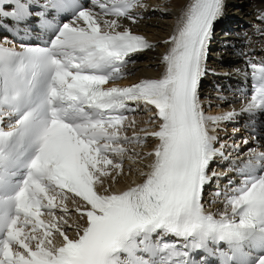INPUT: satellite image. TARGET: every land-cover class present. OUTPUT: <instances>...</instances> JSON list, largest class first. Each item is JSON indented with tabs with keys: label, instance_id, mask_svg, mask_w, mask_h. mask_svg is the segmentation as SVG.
<instances>
[{
	"label": "snow or ice",
	"instance_id": "snow-or-ice-1",
	"mask_svg": "<svg viewBox=\"0 0 264 264\" xmlns=\"http://www.w3.org/2000/svg\"><path fill=\"white\" fill-rule=\"evenodd\" d=\"M224 7L187 0L163 41L160 78L120 87L112 82L125 77L127 58L154 47L123 23L138 22L141 0H0V28L39 24L53 37L20 50L0 42V264H198L194 252L264 264V151L250 149L239 184L215 192L218 218L202 203L223 156L209 124L238 115L206 116L198 92ZM247 67L252 91L241 112L264 114V61ZM141 104L155 109L158 127L129 137L126 113ZM149 137L151 151L127 147ZM125 158L151 159L141 183L113 192L132 175Z\"/></svg>",
	"mask_w": 264,
	"mask_h": 264
},
{
	"label": "bare ground",
	"instance_id": "bare-ground-1",
	"mask_svg": "<svg viewBox=\"0 0 264 264\" xmlns=\"http://www.w3.org/2000/svg\"><path fill=\"white\" fill-rule=\"evenodd\" d=\"M141 2L147 5V9L137 8V14H142L143 17L138 19L136 24H131L126 20L123 23L125 26L130 27L132 31L146 36L154 47L139 53L135 61L128 67V75L122 84L155 77L162 73L163 65L160 59L168 47L163 41L172 34L177 18L187 0H141ZM226 13L230 17L235 18L231 21L224 18L223 34L219 37H215L213 34L205 61V69L210 71L208 75L222 87L220 90H216L207 82L200 95L202 109H206L205 113L211 116H223L228 112L240 110L246 103V100L242 97L237 98L236 95H232L228 90L224 89V84L235 81L236 78L241 77L245 73V65L241 62L243 52L252 47V43L256 40L259 41V44L255 45V47L259 49L261 48L260 45L264 43V35L261 34L264 33V20L258 18L261 14H264V0H225L223 17H226ZM217 29L219 28L217 27L216 31ZM232 37H235L234 39L238 38V42L233 41ZM2 38H5V36H2ZM228 43L230 44L229 46L227 45ZM12 44L11 42L10 45ZM218 73L226 74L227 76L219 75ZM232 119L228 120L227 125H230L228 128L220 127L219 124L221 123L216 124V127L227 129L231 133L237 131L240 133L242 130L239 125H232ZM243 131L245 132L243 136L249 141L251 138L247 136L246 130ZM217 135L220 141L234 137V134L233 136L224 135L223 132H218ZM236 141L239 142V139ZM143 161H145V167L143 165L141 170L146 171L148 163L146 160ZM127 172L125 171V173ZM138 178L139 175L135 177L133 174L119 178L118 182L112 185L110 190L122 189L132 180L135 181ZM217 207L220 208L219 206Z\"/></svg>",
	"mask_w": 264,
	"mask_h": 264
},
{
	"label": "rangeland",
	"instance_id": "rangeland-1",
	"mask_svg": "<svg viewBox=\"0 0 264 264\" xmlns=\"http://www.w3.org/2000/svg\"><path fill=\"white\" fill-rule=\"evenodd\" d=\"M225 16H226L225 18H227L228 21H231V20H233V19L235 18V17H230L227 13H226ZM229 19H230V20H229ZM234 38H235V37H234ZM234 38L232 37V40L238 42V40H237L238 38H236V39H234ZM227 45L229 46L230 44L228 43ZM218 74H219V73H218ZM219 75H226V74H219ZM226 76H227V75H226ZM227 123H228V122H227ZM219 126H220V127H223V126H224L223 128H228V126H230V125H229V124H228V125H227V124H225V125H224V124H219ZM232 127H233V126H232ZM225 131H226V132H225ZM225 131H221V132H223L224 135H225V134H229L230 136H233V134H234V138H235V137H238V139H239V143H240V142H243L244 140H247L246 137L243 136L244 133H245L243 130L240 131V133H239L238 131H237V132H232V133H231L230 131H227V129H225ZM229 132H230V133H229ZM240 136H243L244 138L240 139V138H239ZM238 139H237V140H238ZM236 142H237V141H236ZM248 144H249V143H248ZM146 161H148V160H146ZM144 162H145V161H138L137 164H138V163H141L142 165H141V164H138V165L135 164V165L137 166V167H136L135 165L131 164L129 161H125V162L123 163V164H124V167H125L124 169H125V171H128L130 168H131V169L134 168L132 174H133V176L135 175V177H136V175H137V176L139 175V173H138L139 171H138L137 173H134V170H135V169H137V170L140 169V170H141L143 165H144V167H145V163H144ZM143 163H144V164H143ZM134 166H135L136 168H135ZM138 166H139V167H138ZM140 167H141V168H140ZM138 168H139V169H138Z\"/></svg>",
	"mask_w": 264,
	"mask_h": 264
}]
</instances>
